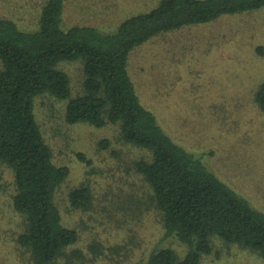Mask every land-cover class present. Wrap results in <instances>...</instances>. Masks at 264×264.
I'll list each match as a JSON object with an SVG mask.
<instances>
[{"label":"trees","instance_id":"1","mask_svg":"<svg viewBox=\"0 0 264 264\" xmlns=\"http://www.w3.org/2000/svg\"><path fill=\"white\" fill-rule=\"evenodd\" d=\"M66 1L39 0L33 28L21 27L12 11L0 16V164L13 175L8 196L22 216L16 241L25 261L63 264L60 258L65 257L67 264H82L85 258L72 247L78 229L64 224L56 202L69 167L53 161L37 121L34 101L44 93L66 100V122L117 124L122 141L147 152L128 167L147 191L134 206L140 213L155 211L163 236L175 238L186 250L180 254L158 245L135 264H202L218 240L256 252L264 261V211L172 139L141 103L128 72L131 50L159 32L254 11L264 0H156L152 7L120 18L111 31L80 22L64 27ZM1 2L15 13L20 6ZM257 50L263 52V46ZM77 59L82 62V92L72 95L70 76L58 63ZM254 101L264 112V80ZM108 144L103 139V146ZM92 197L87 183L68 191L73 209H88Z\"/></svg>","mask_w":264,"mask_h":264},{"label":"rangeland","instance_id":"2","mask_svg":"<svg viewBox=\"0 0 264 264\" xmlns=\"http://www.w3.org/2000/svg\"><path fill=\"white\" fill-rule=\"evenodd\" d=\"M13 1L20 5L16 13L0 0V16L12 11L21 27L33 28L39 0H8ZM155 1L67 0L62 25L80 22L111 31L120 18ZM259 46L264 49V6L161 31L131 50L128 72L141 103L172 139L264 211V112L254 101L255 89L264 80V50H257ZM58 66L70 76L72 95L80 94L82 62L66 60ZM65 107L66 100L46 93L34 101L53 161L69 167L56 202L64 224L79 231L72 247L85 256L81 263L135 264L158 245L183 254V244L163 236L155 211L140 213L134 206L145 200L147 191L128 167L147 152L122 141L117 124L66 122ZM103 139L109 140L106 147ZM12 179L10 169L0 164V264H29L16 241L22 216L10 205ZM81 183L93 194L85 210L71 208L68 201L69 189ZM60 262L68 263L65 257ZM202 264L264 261L256 252L218 240Z\"/></svg>","mask_w":264,"mask_h":264}]
</instances>
